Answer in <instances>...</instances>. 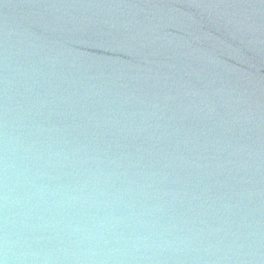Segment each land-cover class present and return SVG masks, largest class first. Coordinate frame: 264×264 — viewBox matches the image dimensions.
<instances>
[{"label": "water", "instance_id": "95a60500", "mask_svg": "<svg viewBox=\"0 0 264 264\" xmlns=\"http://www.w3.org/2000/svg\"><path fill=\"white\" fill-rule=\"evenodd\" d=\"M0 264H264V0H0Z\"/></svg>", "mask_w": 264, "mask_h": 264}]
</instances>
